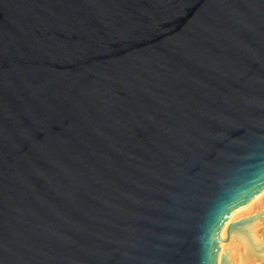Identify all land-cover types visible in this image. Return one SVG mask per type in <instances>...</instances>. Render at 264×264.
<instances>
[{
  "label": "water",
  "instance_id": "95a60500",
  "mask_svg": "<svg viewBox=\"0 0 264 264\" xmlns=\"http://www.w3.org/2000/svg\"><path fill=\"white\" fill-rule=\"evenodd\" d=\"M264 196V0H0V264H214Z\"/></svg>",
  "mask_w": 264,
  "mask_h": 264
},
{
  "label": "bare ground",
  "instance_id": "6f19581e",
  "mask_svg": "<svg viewBox=\"0 0 264 264\" xmlns=\"http://www.w3.org/2000/svg\"><path fill=\"white\" fill-rule=\"evenodd\" d=\"M264 196L228 212L221 221L214 264L264 262ZM252 264H257V263Z\"/></svg>",
  "mask_w": 264,
  "mask_h": 264
},
{
  "label": "rangeland",
  "instance_id": "374dc122",
  "mask_svg": "<svg viewBox=\"0 0 264 264\" xmlns=\"http://www.w3.org/2000/svg\"><path fill=\"white\" fill-rule=\"evenodd\" d=\"M261 235H263L264 236V231H262L261 232ZM256 261H254V262H251L250 264H252V263H255ZM257 263V262H256ZM257 264H264V262L262 263V262H259V263H257Z\"/></svg>",
  "mask_w": 264,
  "mask_h": 264
}]
</instances>
